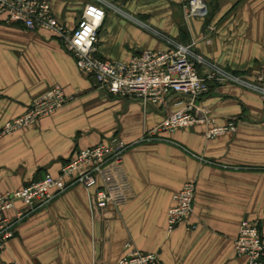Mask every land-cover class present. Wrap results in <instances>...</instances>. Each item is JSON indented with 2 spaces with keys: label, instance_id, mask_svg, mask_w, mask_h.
<instances>
[{
  "label": "crops",
  "instance_id": "obj_1",
  "mask_svg": "<svg viewBox=\"0 0 264 264\" xmlns=\"http://www.w3.org/2000/svg\"><path fill=\"white\" fill-rule=\"evenodd\" d=\"M50 1L54 17L72 31L91 0ZM106 1L101 59L127 63L145 50L164 51L163 36L194 41L197 54L234 73L264 66V0H207L208 16L188 23L184 0ZM55 86L67 103L29 127L2 132ZM179 101L173 95L164 107H144L110 96L78 71L56 36L0 18V196L58 176L79 150L111 139L128 146L99 178L113 197L110 208L99 211L95 190L75 185L19 225L0 264H117L128 250L154 253L160 264H245L233 252L241 222H257L264 237V100L236 86H212L198 101L199 115L215 126L238 119L233 135L208 140V126L199 124L143 141ZM188 181L196 183L193 212L168 232L171 198Z\"/></svg>",
  "mask_w": 264,
  "mask_h": 264
},
{
  "label": "built area",
  "instance_id": "obj_2",
  "mask_svg": "<svg viewBox=\"0 0 264 264\" xmlns=\"http://www.w3.org/2000/svg\"><path fill=\"white\" fill-rule=\"evenodd\" d=\"M106 7H111L106 0L88 2L72 31L54 17L50 0H0V18L7 23L21 24L28 31L42 29L56 36L74 58L78 71L92 77L97 88L110 96L135 100L144 107H164L170 97L178 95L180 107L166 116L157 129L147 133L143 141L155 139L159 132H174L199 124L208 126L205 131L208 140L233 135L238 119L232 118L223 126H215L208 116L199 115L198 101L212 86H236L256 93L264 100V66L249 75L228 71L197 54L194 41L182 44L160 36L167 45L164 51L145 50L127 63L99 58L98 33L105 20ZM183 10L185 23L206 18L209 12L207 0H184ZM207 42H210L209 38ZM68 100L59 86L52 87L22 116L6 123L2 132L29 127L54 114ZM127 149L121 141L111 139L106 144L79 150L61 166L58 176L45 174L39 181L0 196V252L16 236L24 220L75 185L95 190L93 205L99 211L110 208L113 197L107 187L99 184V178L106 167L121 162ZM195 188V181H188L173 194L167 212L168 232L191 216ZM17 203L22 204L21 209L15 208ZM9 211H14L13 217L7 216ZM129 247L127 244L126 248ZM233 252L237 258L245 259V264H264V237L257 222H241L233 241ZM117 264H160V261L154 253L128 250Z\"/></svg>",
  "mask_w": 264,
  "mask_h": 264
},
{
  "label": "rangeland",
  "instance_id": "obj_3",
  "mask_svg": "<svg viewBox=\"0 0 264 264\" xmlns=\"http://www.w3.org/2000/svg\"><path fill=\"white\" fill-rule=\"evenodd\" d=\"M195 197V196H194ZM194 201V200H193ZM192 212H193V203H192Z\"/></svg>",
  "mask_w": 264,
  "mask_h": 264
}]
</instances>
